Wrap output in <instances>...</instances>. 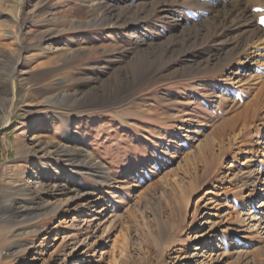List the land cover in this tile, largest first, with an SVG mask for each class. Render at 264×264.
I'll return each mask as SVG.
<instances>
[{
    "label": "rangeland",
    "instance_id": "rangeland-1",
    "mask_svg": "<svg viewBox=\"0 0 264 264\" xmlns=\"http://www.w3.org/2000/svg\"><path fill=\"white\" fill-rule=\"evenodd\" d=\"M263 1L0 0V264H264Z\"/></svg>",
    "mask_w": 264,
    "mask_h": 264
},
{
    "label": "bare ground",
    "instance_id": "bare-ground-1",
    "mask_svg": "<svg viewBox=\"0 0 264 264\" xmlns=\"http://www.w3.org/2000/svg\"><path fill=\"white\" fill-rule=\"evenodd\" d=\"M264 2V1H263ZM263 4V6H264V3H262ZM263 8V7H262ZM229 14V13H228ZM241 16H243V15H241ZM239 18V17H238ZM236 23V22H235ZM246 27H247V25H246ZM242 29V28H241ZM251 30V29H250ZM246 31H247V29H246ZM248 32H250V38H248V37H245L246 35L245 34H247L244 30H243V33H242V38H241V45H240V50H244V49H246L248 46H249V43L253 40V38L254 37H259V35L260 34H263V30L259 27V28H254L252 31H248ZM249 34V33H248ZM9 36H11V35H13L11 32H9V34H8ZM16 36H18V35H16ZM257 49L258 50H261V49H263V47L262 46H260V45H257ZM254 53H256V51L254 52ZM8 91H9V95L11 96V98H12V100H14V98H15V96H16V83H15V81L13 80L12 82H11V86L8 88ZM10 102H12L11 100H9V103ZM8 103V102H7ZM190 122H191V120L190 119H188ZM10 118H7V119H5L4 120V125H5V127H8L9 126V124H10ZM194 170V173H198L197 172V170H195V169H193ZM193 173V174H194ZM41 174V173H40ZM14 175H16V174H14ZM22 176V174L21 175H17V177L16 178H13V183H14V181H18V178H20ZM42 176H43V174H42ZM37 177H40V176H37ZM11 179V178H10ZM39 179V178H38ZM11 181V182H12ZM39 181V180H38ZM11 182H10V185H11ZM35 184V187H37L38 186V184H39V182H35L34 183ZM13 185L14 184H12V188H13ZM29 185H31V183H29ZM16 186V185H15ZM32 186V185H31ZM41 188V187H40ZM17 189V188H16ZM30 190V187L28 186L26 189H25V191L27 190V191H29ZM24 191V190H23ZM26 191V192H27ZM40 193V192H39ZM38 193V194H39ZM64 193V192H63ZM15 194V193H14ZM44 194V196H42ZM40 197H39V201L37 202L39 205H43V207H42V209L44 210V209H48L50 206L49 205H52V202L50 201V199L48 198V192H45V193H43ZM40 195V194H39ZM29 204H31V205H35L36 204V201L35 200H32V201H30V203ZM249 215V219L250 220H255L256 219V215H250V214H248ZM18 217V216H17ZM257 221V223H259L260 222V220H256ZM255 225V224H254ZM207 235V233H202V235H201V237L203 238V237H205ZM195 253L194 254H192L191 256H190V261L192 262V263H195V264H198V263H201V264H206L207 263V257H206V251L205 250H202L201 248H195V251H194Z\"/></svg>",
    "mask_w": 264,
    "mask_h": 264
}]
</instances>
